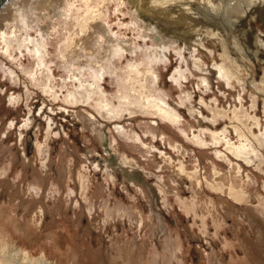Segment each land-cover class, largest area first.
<instances>
[{"label": "rangeland", "instance_id": "rangeland-1", "mask_svg": "<svg viewBox=\"0 0 264 264\" xmlns=\"http://www.w3.org/2000/svg\"><path fill=\"white\" fill-rule=\"evenodd\" d=\"M112 2L105 10L112 36H133L143 45L125 26L132 12L167 44L163 61L155 65V92L182 119L176 125L158 120L165 138L151 135L154 116L136 95L129 99L137 106L123 111L127 106L118 99L123 78L119 81L108 65L101 79L96 69L98 78L77 64H65L55 57L65 31L55 28L45 40L38 26L44 31L47 24L32 23L26 34L40 39L47 51L39 79L28 74L33 60L23 46L13 48L12 59L0 53V264H162L165 243L171 245L167 239L180 243L179 258L264 264V241L253 232L256 220L264 221V0H213L219 10L216 25L209 26L190 25L175 10L146 7L151 0L145 6L126 0L120 11ZM195 41L204 62L199 71L190 60ZM118 58L124 68L131 57L121 50ZM219 64L235 80H227ZM79 74L84 85L96 81L102 95L92 93L89 99L79 83L66 80ZM104 98L113 105L107 114L96 108ZM191 107L200 111L203 130L226 127L235 144L233 128L244 134L254 149L247 155L249 164L227 154L224 141L215 145L210 133L202 136L206 146L191 142L190 130L199 132ZM86 117L99 126L100 138ZM117 126L138 133L150 150L137 149L114 132ZM181 163L192 177L177 174ZM115 202L129 216L123 209L113 217L107 214Z\"/></svg>", "mask_w": 264, "mask_h": 264}, {"label": "bare ground", "instance_id": "bare-ground-1", "mask_svg": "<svg viewBox=\"0 0 264 264\" xmlns=\"http://www.w3.org/2000/svg\"><path fill=\"white\" fill-rule=\"evenodd\" d=\"M111 1L116 4L117 11H120V6L126 4V0H78L77 5L72 4L70 0H5L0 5V16H2L3 19H1L4 20V28H0V53H5L12 59L10 53H12L11 51L13 50V48L16 47L20 49V47L23 46L33 60V66L28 74L34 80L42 75L46 70L44 69V67L46 65L45 55L47 54V51L42 50L45 45L44 43H41L42 41L40 39L31 38L30 36H28V34H26L27 27H30L32 23H39L40 20H43V22L46 23L47 26L46 28H43L44 31L41 30V28L38 26V34L45 40H49V37L51 34H53L52 32L55 31V28L65 31V36L62 40L61 45L62 47L56 52L55 57L60 58L62 61H64L65 64L68 63L70 66L77 64L80 68L92 71V75H94L95 78H98V75H100L101 79H103V73L105 71L104 69H106L104 68V65H108L109 67H107L113 70L111 71V73L113 72L115 77H117V79L120 78L119 81L123 80L122 82L124 83V89L121 86L123 92H120V94L118 95L121 106H127H122L124 108L123 111H125L126 109L128 110V106L136 104L129 99L130 96L136 95L134 99H139H136L137 103L142 102V104L139 105L142 108H145L144 111L154 116L152 119L153 126H151V131L149 130L150 134L154 135L155 133H158L159 138L162 140L164 137V133L161 131L162 124L160 125L158 123V120L167 121L169 123H173V125H176L179 124L182 119L181 115L173 107L169 106L168 103L160 99V93L158 94L155 92L159 77L158 73H156L155 65L157 62L163 61V57L165 56L164 54L168 51L166 49L167 44L159 38V35H157V32L154 31L152 27H149V25L145 23V21H142V19L139 18V14L132 12L130 14L129 21L127 22V24H125V26L129 28L131 32L135 33L136 38L141 39L143 45H139L135 41V37L133 36L124 39L112 36L109 33L111 31V28H109L108 23L105 21V10L107 8V5ZM147 1L149 0H140V4L145 6V3ZM146 7L154 8L156 10H162L165 12L175 10V13H177L179 17L186 19L190 23V25L199 24L203 26L214 24L216 25V15L219 10L213 0H151L149 5ZM155 34L157 36H154ZM147 39L148 42H146ZM39 40L41 42H39ZM200 45V42L195 41L192 45L193 54H190V60L192 62L193 68L198 71L204 69V62L200 57L201 52L198 48V46ZM121 50L131 57L128 64L124 68L120 66V63H118V57L120 56ZM139 52H143V58L138 61L137 53ZM183 60L185 61V57L183 58ZM216 68H218L219 71H222L225 74L227 80H229V77L233 75L223 64L217 65ZM95 69L97 70L96 72L98 73V75L95 73ZM47 74L45 73V78ZM81 74H79L78 77L75 75H70L66 80H68L69 82L76 81L77 83H79V86L81 87L79 89H83V92L80 93H84L85 91L87 94V98H89L92 93H99V95H102L103 88L99 87L98 83V85H96V81L88 82L86 85H84L79 78L82 76ZM177 74L180 75V71ZM183 76L185 77V75ZM48 78L49 76H47V79ZM121 78L123 79L121 80ZM231 78L235 80L233 76ZM201 82H205L204 85L206 87L204 88H207L208 82L205 79L201 80ZM48 89L50 90V87ZM48 89H44L43 91L48 92ZM94 89H96V91H92ZM73 95L74 96L71 95L73 101L75 103L80 102L78 101L80 98L76 99L75 94ZM84 100L86 101L87 99ZM187 100H189V98ZM199 102L203 103L201 97L199 98ZM110 103L111 102L109 101H105V98L104 101H97L96 108L98 109V113H109L111 111L110 108H113V105ZM184 105L186 104L184 103ZM188 111L193 117V122L197 124L196 126L199 127V132L195 133L194 130H190L191 137L188 138H190L189 140L191 142L198 146H206L207 143L205 140H203L202 136L206 133H210L211 137L214 140L213 142H215V145H217L220 141H224L227 149V154L231 155V157L240 162L249 164L250 160L248 159L247 155L253 153L254 149L245 141L244 134L242 135L240 132H237L235 128H233L234 132L237 134L238 143L235 144V142H230V140L226 136V127L221 129L220 131H213L208 129L203 130L204 128L202 129V127L200 126V111L194 109L193 107L189 108ZM114 116L116 115H113L112 117ZM91 120V118L86 117V122L91 124V131L95 132V134L100 138L101 136L99 126L93 123V121ZM94 120H97V118H95ZM237 120L239 119L237 118ZM211 123H215V120H211ZM113 130L114 132L125 138L129 143H132L135 147H137V149L142 147L144 151L150 150V145L145 144L140 138V135L135 131H127V129H125L123 126ZM183 134L185 137L189 136V133L188 135H186V132H183ZM261 134L264 135V133ZM170 139V137L167 139L168 144L172 148H175L176 144H174V142ZM227 156L228 155L225 154V156L223 157H226V159L229 160V157ZM168 160L171 161L170 158H168ZM177 170L178 175L181 174L192 177L187 173V169L182 163L179 165ZM216 171H214L215 176L219 172ZM220 176L222 177V175ZM233 177L235 176L230 175L228 184H230L229 188L234 190L235 186ZM225 181L226 180L222 181L223 184H225ZM86 184L87 180L82 182L83 188H86ZM236 194L237 193H234L233 195L236 197ZM198 205V201L194 202V207L196 206L197 210L196 212H200ZM121 209H123L124 214L129 216V211L121 208L120 205L116 202L114 203L113 209L109 210L107 214L113 217L114 214L116 215V212H118V210L121 211ZM256 225L257 230L253 231L255 233V239L257 241H264V221L262 219H257ZM202 229L203 228L201 227V230ZM215 233H217V230H215ZM167 241L171 245H167L165 243L167 247V256L166 258H164L162 264H181L177 256L179 250L178 244L180 243H172L169 239H167ZM242 241L244 242V239H242ZM210 258H214L212 259V261L216 260L214 256H211ZM139 264H142V262L139 261Z\"/></svg>", "mask_w": 264, "mask_h": 264}, {"label": "crops", "instance_id": "crops-1", "mask_svg": "<svg viewBox=\"0 0 264 264\" xmlns=\"http://www.w3.org/2000/svg\"><path fill=\"white\" fill-rule=\"evenodd\" d=\"M210 257L211 256H208L206 258V261H204V258L189 259V258H184V257H182V258L178 257V259L180 260L181 264H241L236 259H228V260H226L225 258H222V259L218 258V260H220V263L219 262L218 263L217 262H212V259H214V258H210ZM243 261L245 262V264H247L245 259ZM173 264H175V263H173ZM249 264H254V263L250 262Z\"/></svg>", "mask_w": 264, "mask_h": 264}, {"label": "water", "instance_id": "water-1", "mask_svg": "<svg viewBox=\"0 0 264 264\" xmlns=\"http://www.w3.org/2000/svg\"><path fill=\"white\" fill-rule=\"evenodd\" d=\"M5 0H0V5L4 2Z\"/></svg>", "mask_w": 264, "mask_h": 264}, {"label": "trees", "instance_id": "trees-1", "mask_svg": "<svg viewBox=\"0 0 264 264\" xmlns=\"http://www.w3.org/2000/svg\"><path fill=\"white\" fill-rule=\"evenodd\" d=\"M85 218H86V216H85ZM83 220V219H82Z\"/></svg>", "mask_w": 264, "mask_h": 264}]
</instances>
